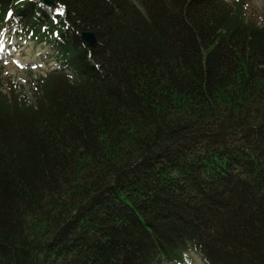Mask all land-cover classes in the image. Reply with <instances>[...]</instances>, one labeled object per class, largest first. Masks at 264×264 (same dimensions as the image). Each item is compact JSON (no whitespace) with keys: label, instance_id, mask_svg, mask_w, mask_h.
<instances>
[{"label":"trees","instance_id":"1","mask_svg":"<svg viewBox=\"0 0 264 264\" xmlns=\"http://www.w3.org/2000/svg\"><path fill=\"white\" fill-rule=\"evenodd\" d=\"M54 1L0 0L60 64L0 73V264H264L253 0Z\"/></svg>","mask_w":264,"mask_h":264},{"label":"rangeland","instance_id":"2","mask_svg":"<svg viewBox=\"0 0 264 264\" xmlns=\"http://www.w3.org/2000/svg\"><path fill=\"white\" fill-rule=\"evenodd\" d=\"M252 6L264 19V0H253ZM43 8L50 13L52 7L43 4ZM58 68L60 64L52 56L47 43L27 40L18 36L14 29H0V73L4 77L10 76L19 90L30 94L33 77ZM188 264L204 263L197 255H193L191 263Z\"/></svg>","mask_w":264,"mask_h":264},{"label":"water","instance_id":"3","mask_svg":"<svg viewBox=\"0 0 264 264\" xmlns=\"http://www.w3.org/2000/svg\"><path fill=\"white\" fill-rule=\"evenodd\" d=\"M43 4H45L48 7H54L55 1L54 0H42ZM82 38L85 42L89 43L90 45H93L97 42L96 35L92 31H83L81 33Z\"/></svg>","mask_w":264,"mask_h":264}]
</instances>
